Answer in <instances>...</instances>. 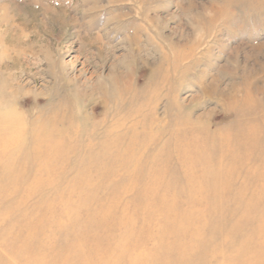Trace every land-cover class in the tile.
<instances>
[{"label":"bare ground","instance_id":"obj_1","mask_svg":"<svg viewBox=\"0 0 264 264\" xmlns=\"http://www.w3.org/2000/svg\"><path fill=\"white\" fill-rule=\"evenodd\" d=\"M129 76L100 79L88 100L122 113ZM213 80L203 94L237 110L262 90L218 92ZM73 91L27 116L15 90L0 96V264H264V127L217 135L204 113L191 124L110 115L91 137L92 113L74 109ZM25 146L45 149L30 183ZM79 146L91 163L77 157L71 170Z\"/></svg>","mask_w":264,"mask_h":264},{"label":"rangeland","instance_id":"obj_2","mask_svg":"<svg viewBox=\"0 0 264 264\" xmlns=\"http://www.w3.org/2000/svg\"><path fill=\"white\" fill-rule=\"evenodd\" d=\"M109 75H130L132 91L125 97L132 102L120 103L122 113H114L115 100L109 108L97 95L88 100L87 92ZM0 80V96L15 90V106L26 116L81 90L74 109L92 113L96 132L91 137L103 136L100 128L110 115L122 116L120 121L154 115L165 124H191L204 113L202 121H209L207 129L217 135L260 129L264 0H0ZM212 80L218 92L243 83L248 90H262L252 108L237 110L229 98L203 94ZM134 105L141 110L129 111ZM79 147L71 170L77 157L91 163ZM23 152L33 161L23 174L30 183L35 164L47 165L37 157L45 149L25 146Z\"/></svg>","mask_w":264,"mask_h":264}]
</instances>
